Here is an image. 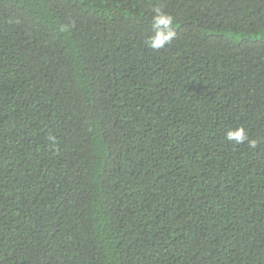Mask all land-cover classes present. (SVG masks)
I'll use <instances>...</instances> for the list:
<instances>
[{
  "label": "trees",
  "instance_id": "16d2710c",
  "mask_svg": "<svg viewBox=\"0 0 264 264\" xmlns=\"http://www.w3.org/2000/svg\"><path fill=\"white\" fill-rule=\"evenodd\" d=\"M0 264H264V0H0Z\"/></svg>",
  "mask_w": 264,
  "mask_h": 264
},
{
  "label": "clouds",
  "instance_id": "9594fccd",
  "mask_svg": "<svg viewBox=\"0 0 264 264\" xmlns=\"http://www.w3.org/2000/svg\"><path fill=\"white\" fill-rule=\"evenodd\" d=\"M177 23L178 22L171 14H168L159 7L154 8L151 17V28L153 29V33L147 38L146 42L148 46L155 50H161L165 46L170 45L177 36ZM50 139L54 140V137H50ZM226 139L235 141L237 144H242L247 140L249 147L253 149L257 147V142L249 139L243 127L229 130Z\"/></svg>",
  "mask_w": 264,
  "mask_h": 264
}]
</instances>
